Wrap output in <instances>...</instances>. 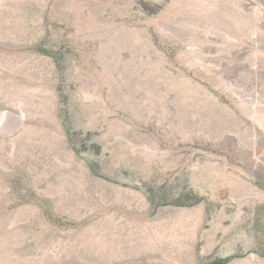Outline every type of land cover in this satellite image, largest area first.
Here are the masks:
<instances>
[{
  "label": "rangeland",
  "instance_id": "1",
  "mask_svg": "<svg viewBox=\"0 0 264 264\" xmlns=\"http://www.w3.org/2000/svg\"><path fill=\"white\" fill-rule=\"evenodd\" d=\"M173 230L264 264V0H0V264Z\"/></svg>",
  "mask_w": 264,
  "mask_h": 264
},
{
  "label": "crops",
  "instance_id": "2",
  "mask_svg": "<svg viewBox=\"0 0 264 264\" xmlns=\"http://www.w3.org/2000/svg\"><path fill=\"white\" fill-rule=\"evenodd\" d=\"M195 209L192 211V213H195ZM187 225H192L190 220L186 222ZM184 235L181 232L175 233L174 230L170 234L165 235H158L155 239V247L159 250L162 249L163 251V257L162 258H173L174 261L172 262L175 264V257L180 258V252L183 247V241H186V237H183ZM141 243V245H137L135 247H128L126 249L124 245L120 243V241H117L116 239H105L103 237L98 243V246L95 245L93 249V264H132L134 261H136L135 258H137L139 255L142 254L146 248H149V242L148 235L141 237V239L138 238L136 240ZM198 241V236L193 235L190 236L187 242L191 244L194 243V247L196 242ZM154 242V240H151V243ZM196 249V247H195ZM160 251V250H159ZM229 257V256H226ZM225 258V257H224ZM230 259V257H229ZM229 261V260H228ZM227 261V262H228ZM159 264H166L165 262H161ZM176 264H181L179 260H177Z\"/></svg>",
  "mask_w": 264,
  "mask_h": 264
},
{
  "label": "trees",
  "instance_id": "3",
  "mask_svg": "<svg viewBox=\"0 0 264 264\" xmlns=\"http://www.w3.org/2000/svg\"><path fill=\"white\" fill-rule=\"evenodd\" d=\"M186 204V203H184ZM229 260V257H225V258H221V259H216L214 261V264H224L225 262H227Z\"/></svg>",
  "mask_w": 264,
  "mask_h": 264
}]
</instances>
